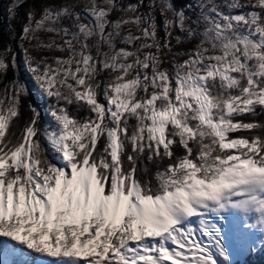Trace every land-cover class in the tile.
Masks as SVG:
<instances>
[{"label":"snow or ice","instance_id":"6c2138e0","mask_svg":"<svg viewBox=\"0 0 264 264\" xmlns=\"http://www.w3.org/2000/svg\"><path fill=\"white\" fill-rule=\"evenodd\" d=\"M26 2L0 15V264L264 252V0Z\"/></svg>","mask_w":264,"mask_h":264},{"label":"trees","instance_id":"16d2710c","mask_svg":"<svg viewBox=\"0 0 264 264\" xmlns=\"http://www.w3.org/2000/svg\"><path fill=\"white\" fill-rule=\"evenodd\" d=\"M4 3H5L4 0H0V15H5L6 16V13H5L6 6L4 5ZM30 3H31V0H27V2L20 9V14L23 12V8L26 7ZM4 39L6 40L7 38L5 37ZM18 74H19V77L22 80L28 81L29 84L31 83L27 72L23 69L22 66H21ZM13 75L14 74H13L12 71L8 72V77L9 78L13 77ZM243 119L250 120V119H252V117L245 116V117H243ZM256 119L264 121V115L256 117ZM235 260H236V264H264V252L260 253L259 255L255 256V257L248 256V257H243V258H236Z\"/></svg>","mask_w":264,"mask_h":264},{"label":"rangeland","instance_id":"374dc122","mask_svg":"<svg viewBox=\"0 0 264 264\" xmlns=\"http://www.w3.org/2000/svg\"><path fill=\"white\" fill-rule=\"evenodd\" d=\"M4 1H5L4 5L7 6V0H4ZM34 2H35V0H31V3L28 4L26 7L23 8V12L20 14V16H21V22L24 21V13L27 12V11L33 10V4H34ZM17 31H19V27L18 26H17ZM161 35H162V33H161ZM33 54L35 55L36 53H33ZM236 258H243V257L242 256L234 257V259H236Z\"/></svg>","mask_w":264,"mask_h":264}]
</instances>
